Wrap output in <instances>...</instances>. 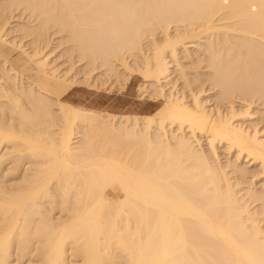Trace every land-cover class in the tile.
Listing matches in <instances>:
<instances>
[{"label":"bare ground","instance_id":"6f19581e","mask_svg":"<svg viewBox=\"0 0 264 264\" xmlns=\"http://www.w3.org/2000/svg\"><path fill=\"white\" fill-rule=\"evenodd\" d=\"M49 29L85 70L60 71ZM0 43L25 57L0 54V264H264V128L240 123L254 98L264 123V0H0ZM96 70L140 75L157 109L69 102Z\"/></svg>","mask_w":264,"mask_h":264},{"label":"rangeland","instance_id":"374dc122","mask_svg":"<svg viewBox=\"0 0 264 264\" xmlns=\"http://www.w3.org/2000/svg\"><path fill=\"white\" fill-rule=\"evenodd\" d=\"M14 9H11V10H7L8 11V15H9V18L11 17L12 18V20L13 21H11L10 19V24H9V26H8V28H7V31L5 32V36H4V39H8V42L9 41H11L13 38H14V40H12V41H15V42H18V43H20V38H21V43L22 44H24L25 45V49H27L28 51L27 52H30V51H32V48H31V45H30V40L29 39H31L30 37H28L27 39L26 38H22L21 37V33L19 34V32H16L17 30H19V28L21 27V26H24V27H28V25H30V27H32V26H34V24L36 25V23L37 22H35V21H33V19H30V17L27 15V14H25V17H26V21H25V19H24V16H22V15H20L21 13L18 11V10H15V14L18 16H15V14H14V11H13ZM7 11H5L4 12V17L5 18H7L8 17V15L6 16V12ZM11 11V12H10ZM13 12V13H12ZM12 14L14 15L13 17H12ZM20 15V17L22 18V22H21V20H19L20 19V17H19V15ZM24 15V14H23ZM16 17L18 18V20H16ZM15 19V20H14ZM29 19V20H28ZM33 21V24H32V22L31 21ZM15 21H17V22H15ZM20 22L22 23V24H20ZM14 23V24H13ZM28 25H27V24ZM20 24V25H19ZM11 26V27H10ZM18 26H19V28H18ZM10 28V29H9ZM14 28V30H12ZM50 30L51 31H53L52 29H49L48 30V33H49V35L51 34V32H50ZM172 29H170L169 30V33H171L172 31H171ZM9 32H10V34H9ZM173 32H174V30H173ZM12 33V34H11ZM14 33H15V35H14ZM174 34V33H173ZM12 35V36H11ZM14 35V36H13ZM20 35V36H19ZM53 35V34H52ZM52 35H50L49 37H50V43H49V45L52 43V41H51V39L53 38H51V36ZM61 34H59V36H60ZM159 35V34H158ZM158 35H156L155 37H157V38H155V39H157V40H160V39H162V36L160 35V37H158ZM16 36V37H15ZM57 36H58V34H57ZM56 35H55V38H53L52 40H53V44H51V46H49L48 45V47H49V49L48 50H46V49H44V52L45 53H47V51H48V54L49 55H51V54H53L52 56H50V59H51V57H53L51 60L52 61H54L55 62V64L59 67V69H60V71H65L64 69H68V68H71L72 69V71H73V69H74V67L76 66V69H74V71H76L77 70V66H78V71H81L82 69V66H83V61L85 62V60H83V61H79L77 58H76V56H75V54H71V55H67L66 54V49H64V48H66L67 46H68V44L65 42V40H63L62 41V36H61V38L59 37V39H58V37H57ZM15 38H16V40H15ZM57 39V40H56ZM27 40H28V42H29V44H27L28 42H27ZM56 40V41H55ZM62 41V42H61ZM66 44V46H65V44ZM57 44V45H56ZM60 44H63V46L62 45H60ZM0 45H3V44H1L0 43ZM26 45H27V48H26ZM53 45L55 46L54 48L55 49H52L53 48ZM146 45V44H145ZM145 45H143V47H144V49H146L145 48ZM30 46V47H29ZM58 46H60V48L58 47ZM5 47V46H4ZM47 47V48H48ZM0 48H1V46H0ZM30 48H31V50H30ZM53 50V52H52V50ZM190 49H192V50H190ZM189 50H190V53H192V52H194V48H190ZM46 50V51H45ZM51 52H50V51ZM65 50V51H64ZM58 51H60V53L58 52ZM62 51V52H61ZM62 53L64 54V55H62ZM55 55H57V56H59L58 58L60 59V60H58V58H57V56H55ZM12 58H14L15 56H19V58H20V60L18 61V64L16 65V67H18L22 62H24L25 61V57H23V53H22V55H21V52L19 51V50H17V51H15V53L13 52L12 53ZM72 56V57H71ZM74 56V57H73ZM56 58H57V60H58V62L60 63L59 65H58V62H56ZM62 58H63V60H62ZM73 59V61H71ZM78 60V61H77ZM128 60H129V62L131 61V59H129L128 58ZM127 60V61H128ZM11 61V60H10ZM184 64H185V66L186 67H188V69L187 70H191L193 73H191V71H190V73H188L189 75H188V77L190 78H192V77H195V75L198 73V72H203L202 71V69H198L197 67H193L192 68V66H191V68H190V65H188L187 66V63H189L188 62V60H186V59H182L181 60ZM12 63H16V60H15V58L11 61ZM69 62H70V64H69ZM74 62H76V63H74ZM187 62V63H186ZM66 63V64H65ZM81 63V64H80ZM131 63V62H130ZM73 64V66H70V65H72ZM77 64V65H76ZM79 64V65H78ZM86 65V63L84 64V66ZM174 65V63H172V66ZM67 68H66V67ZM83 66V69L84 68H86V67H84ZM64 67V68H63ZM120 68V67H119ZM195 68H197V69H195ZM63 69V70H62ZM173 69V68H172ZM85 70V69H84ZM99 71H100V73L102 72V69H98ZM200 70V71H199ZM97 71V70H96ZM94 71V72H92V74H93V76H95L96 75V73H97V76H98V78H97V76H96V79H98V86L100 85L101 86V84H102V82L104 81V78H102V80H101V82H100V76H99V72L97 71ZM189 71H187V72H189ZM195 71V72H194ZM95 74V75H94ZM193 74V75H192ZM201 74V73H200ZM202 75V74H201ZM81 75L79 74V77H80ZM203 77H204V74L202 75ZM202 76H199V77H201L198 81H196V83H200L201 81H203L204 80V78L202 77ZM174 77H175V74H174ZM100 78V79H99ZM113 81V78H111L110 79V81L108 82L107 81V83L106 84H102V88H100V86H99V88H94V89H92V90H89V89H87L86 87H81V88H74V89H72L70 92H69V94H68V96H67V99H68V101L69 102H71V103H73V104H76V105H79V106H83V105H85L86 107H90V108H93V107H95L96 109H98V110H102V111H109V112H112V113H116V114H149V113H152V112H154L157 108V104H155L156 102L153 100V98H151V97H148L147 95H141L142 93H143V89H141V85H142V83H141V81H142V78H141V76L140 75H134L133 77H131V79L129 80V82H128V84H126L125 86L122 84V82H120V83H115V82H112ZM174 80H175V78H174ZM97 82V81H96ZM114 83V86L112 85V84H109V83ZM120 84H121V87H120ZM109 85V86H108ZM139 85H140V87H139ZM177 85L179 86L178 88L179 89H182L183 88V85H182V83H181V81L179 80L178 82H177ZM196 85L197 84H192V88L195 86V88H193V89H196V91H198V86L199 85H197V87H196ZM112 86V87H111ZM141 89V93H140V89ZM143 87V86H142ZM115 88V89H114ZM187 89V91H184V92H186V94L188 95V88H184V90H186ZM213 88H209V86H208V84L206 83V84H204L203 86H202V90L204 91L203 93H206V94H203L202 93V99L204 100L205 99V101L207 100V108H210V109H213V108H211V106L213 107V106H215V107H217V109H219L220 111H223V110H225L227 107H228V104L226 103V102H221V101H217L218 99H217V97L215 98L214 97V95H216L217 93V90H215V89H213ZM82 90H84V91H82ZM208 90V91H207ZM73 91H75V92H73ZM195 91V90H194ZM195 91V92H196ZM216 91V92H215ZM78 92V93H77ZM212 95V96H211ZM139 96V97H138ZM143 96V97H142ZM205 97H207V98H205ZM211 97V98H210ZM212 97H214V99H215V101H214V99L212 98ZM210 99V100H209ZM213 99V101H211ZM256 98H254L253 100H251V102L249 101L248 102V104H249V106H250V112H252V114H253V116H252V119L251 120H248V121H246V120H244V121H242V120H240V123H242V124H245V123H248V124H246V125H243V127H248V126H251V127H256V128H260V130H261V128H264V123H262V120H261V115H260V112L259 111H261L262 110V107H259L260 106V103L257 101V100H255ZM153 100V101H152ZM213 102H215V103H213ZM216 102H218V104H216ZM220 102V103H219ZM236 102V103H235ZM235 102L233 103V106H235V109L236 110H240V109H242L243 110V108H244V106L245 105H247L246 103H243V101H240V100H235ZM255 102V103H254ZM211 104V106H210V104ZM243 104V106H242V104ZM213 104V105H212ZM241 104V105H240ZM242 106L241 108H239L240 106ZM85 106H83V107H85ZM93 106V107H92ZM224 106V107H223ZM227 106V107H226ZM259 108V109H258ZM254 109V110H253ZM255 109H257V110H255ZM261 109V110H260ZM257 112H259V117H258V113ZM257 113V114H256ZM254 117H256L255 119H254ZM258 118V119H257ZM255 121V122H254ZM255 123H256V125H255ZM261 123V124H260ZM262 126V127H261ZM261 131H263L262 133H264V129H262ZM201 142L203 143L202 144V146H203V148L205 147V141L202 139L201 140ZM206 148V147H205ZM221 149V150H220ZM223 153H222V152ZM218 152H219V156H221L220 158H219V161L221 162V163H224L225 161H223V159H225L226 160V158H228V155L224 152V149L222 148V147H219L218 146ZM226 155H227V157H226ZM222 158V159H221ZM242 162H244V160H242ZM246 167H248L247 169L251 172V173H256L257 171H258V167H256L255 168V166H250V165H248L247 164V166ZM251 169H256L255 171L253 170V171H251ZM256 179V178H255ZM258 179V178H257ZM257 185V187H258V185H259V182H257V180H256V182H255Z\"/></svg>","mask_w":264,"mask_h":264},{"label":"crops","instance_id":"0c3cea01","mask_svg":"<svg viewBox=\"0 0 264 264\" xmlns=\"http://www.w3.org/2000/svg\"><path fill=\"white\" fill-rule=\"evenodd\" d=\"M1 46V48H0V54H2V55H4L8 60L10 59V60H13L12 59V56H11V54H9L6 50H5V47H4V45H0ZM82 91H84V90H82ZM73 92H75V91H73ZM72 93V92H71ZM70 93V94H71ZM78 93V92H77ZM69 94V95H70ZM93 107V106H92ZM95 108V107H94ZM96 109V108H95Z\"/></svg>","mask_w":264,"mask_h":264}]
</instances>
